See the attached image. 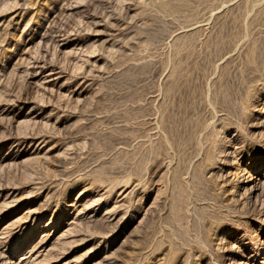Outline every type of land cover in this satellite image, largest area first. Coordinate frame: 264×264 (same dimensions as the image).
<instances>
[{
	"label": "rangeland",
	"instance_id": "374dc122",
	"mask_svg": "<svg viewBox=\"0 0 264 264\" xmlns=\"http://www.w3.org/2000/svg\"><path fill=\"white\" fill-rule=\"evenodd\" d=\"M263 170L264 0H0V253L261 264Z\"/></svg>",
	"mask_w": 264,
	"mask_h": 264
},
{
	"label": "bare ground",
	"instance_id": "6f19581e",
	"mask_svg": "<svg viewBox=\"0 0 264 264\" xmlns=\"http://www.w3.org/2000/svg\"><path fill=\"white\" fill-rule=\"evenodd\" d=\"M165 1H168V0H165ZM188 1V0H187ZM245 1V0H244ZM180 2V1H179ZM194 2H196V1H194ZM168 3H171V2H168ZM176 3V2H175ZM182 3V2H181ZM185 3V2H184ZM183 3V4H184ZM193 3V2H192ZM198 3V2H197ZM189 4V3H188ZM194 4V3H193ZM228 4H230V3H228ZM246 4V3H245ZM163 5V4H162ZM165 5V4H164ZM187 5V4H186ZM255 5V4H254ZM257 5V4H256ZM177 6H179V5H177ZM248 6V5H247ZM166 7V6H165ZM195 7V6H194ZM235 7V6H234ZM57 8V7H56ZM189 9V8H188ZM174 10V9H173ZM209 12V11H208ZM170 13V12H169ZM215 13V12H214ZM167 14V13H166ZM174 15V14H173ZM206 16V15H205ZM213 16V15H212ZM141 21V20H140ZM180 21V20H179ZM253 25V24H252ZM189 26V25H188ZM251 26V25H250ZM198 28V27H197ZM200 33V32H199ZM202 33V32H201ZM186 35H189V34H186ZM197 35H198V33H197ZM195 37V36H194ZM177 42V41H176ZM181 42V41H180ZM242 43V42H241ZM251 44V43H250ZM259 45H260V43H259ZM251 46V45H250ZM242 47H244V46H242ZM247 47V46H246ZM256 50V49H255ZM258 52V51H257ZM256 55V54H255ZM149 62V61H148ZM251 62V61H250ZM146 63V62H145ZM263 63V62H262ZM259 64V63H258ZM261 64V63H260ZM262 66V65H261ZM254 68V67H253ZM259 68V67H258ZM173 70V69H172ZM246 70V69H245ZM155 72V71H154ZM258 72H260V71H258ZM172 73V72H171ZM257 73V72H256ZM257 76H258V74H256ZM260 75V74H259ZM252 76V75H251ZM172 80V79H171ZM245 81V80H244ZM168 84V83H167ZM210 84V83H209ZM221 85V84H220ZM245 85V84H244ZM246 87V86H245ZM244 90V89H243ZM252 90V89H251ZM236 91V90H235ZM247 91V90H246ZM253 91V90H252ZM225 93V92H224ZM227 94V93H226ZM246 95L244 96V100L240 103V105H239V108L241 109V110H245L246 108H247V106H248V104H249V101L254 97V93H251V92H247V93H245ZM243 95H244V93H243ZM208 98V97H207ZM231 101V100H230ZM253 101V100H252ZM226 102V101H225ZM234 102V101H233ZM229 103V102H228ZM232 103V102H231ZM239 104V103H238ZM233 105V104H232ZM236 105V104H235ZM231 106V105H230ZM229 107V106H228ZM232 107V106H231ZM234 107V106H233ZM232 107V108H233ZM227 109V108H226ZM235 110H237L236 108H235ZM262 118V117H261ZM208 119V118H207ZM167 128V127H166ZM168 132V131H167ZM224 132V131H223ZM198 135V134H197ZM166 136V135H165ZM200 138V137H199ZM224 138V137H223ZM201 139V138H200ZM163 140V139H162ZM224 140V139H223ZM212 143V142H211ZM235 143V142H234ZM249 143V142H248ZM169 144V143H168ZM207 145V144H206ZM220 145V144H219ZM210 147H211V145H210ZM178 148V147H177ZM202 148V147H201ZM206 148V147H205ZM222 148V147H221ZM184 149V148H183ZM197 150V149H196ZM202 150V149H201ZM217 150V149H216ZM236 150V149H235ZM234 151V150H233ZM151 152V151H150ZM203 154V153H202ZM192 158V157H191ZM210 159V158H209ZM144 161V160H143ZM209 162V161H208ZM214 163V162H213ZM210 164V163H209ZM220 164V163H219ZM211 165V164H210ZM261 166V165H260ZM139 167V166H138ZM144 167H146V166H144ZM192 167V166H191ZM219 167V166H218ZM142 168V167H141ZM209 168V167H208ZM208 168H206V169H208ZM210 169V168H209ZM135 170H137V169H135ZM143 170V169H142ZM145 170V169H144ZM211 172V171H210ZM198 174V173H197ZM196 174V175H197ZM191 176L193 177V175L191 174ZM199 176V175H198ZM262 176H264V170H263V173L261 172V173H259V174H256L255 176H254V179L252 180V181H254V182H258V181H260L261 180V177ZM191 177V178H192ZM124 178V177H123ZM130 178H132V177H130ZM137 178V177H136ZM125 179V178H124ZM134 179V178H133ZM123 180V179H122ZM125 180H127V179H125ZM120 182H121V180H119ZM118 181V182H119ZM128 181V180H127ZM136 181V180H135ZM190 181V180H189ZM195 181V180H194ZM140 182H142V181H140ZM186 182H187V180H186ZM123 183V182H122ZM130 183V182H129ZM128 182H126V184H122V185H125V186H123L124 188H123V192L122 193H125V194H127V190L129 189V188H131V187H129L128 186V184H129ZM133 183V182H132ZM194 183V182H193ZM112 184H114V183H112ZM97 185V184H96ZM134 185V184H133ZM97 186H99V185H97ZM104 186V185H103ZM106 186V185H105ZM104 186V187H105ZM116 186V185H115ZM119 187V186H118ZM189 187H190V185H189ZM96 188V187H95ZM101 188V187H100ZM122 188V187H121ZM133 190V189H132ZM93 191V190H92ZM96 192V191H95ZM103 193V192H102ZM140 193V192H139ZM99 194V193H98ZM98 194H96V195H98ZM124 194V195H125ZM109 195H110V193H109ZM109 195H108V198H109ZM123 195V194H122ZM123 195V196H124ZM180 195V194H179ZM95 196V195H94ZM103 196V195H102ZM128 196V195H127ZM3 197V195L1 196L0 195V204L1 205H8V204H6V199H7V197H5V198H2ZM125 197V196H124ZM129 197V196H128ZM111 198V197H110ZM109 198V199H110ZM92 199V198H91ZM122 199V198H121ZM190 199H191V197H190ZM2 200V201H1ZM135 200V199H134ZM102 201V200H101ZM100 201V202H101ZM129 202V201H128ZM190 202V201H189ZM77 203H79V205H81V206H83V204H82V201L79 199L78 201H77ZM91 203V202H90ZM117 203V202H116ZM124 203V202H123ZM210 203V202H209ZM111 205V204H110ZM113 205V204H112ZM112 205H111V208H110V210H112V212L114 213L112 216H116V214H115V209H116V205L115 206H113L112 207ZM107 206V205H106ZM176 206V205H175ZM183 206V205H182ZM102 208V207H101ZM7 209V208H6ZM92 209V208H91ZM107 209V208H106ZM103 210V209H102ZM105 210V209H104ZM193 210V209H192ZM1 211H3V210H0V212ZM194 211V210H193ZM78 212H80V211H78ZM120 212H121V210H120ZM11 213H12V211H3V212H1L0 213V239H3V237H4V235L6 234V233H8L7 231H9V224L8 225H5V220H7L8 218H9V216L11 215ZM116 213H118V212H116ZM44 214V213H43ZM132 214V213H131ZM187 214V213H186ZM111 216V215H110ZM111 216V217H112ZM33 216L31 215V213H28V216L26 217V220L27 221H29L30 219H31V221H32V225H30L31 227L29 228V227H27V226H24L23 224H19L18 226H17V229H18V233H20L19 234V237L20 236H22V235H24V234H26L27 232H30L31 231V229L34 227V226H36V225H40L41 223H42V220H43V216L39 213L35 218H32ZM92 217H93V219L95 218V219H98V218H104L103 217V215H102V213H101V210H97V209H93V215H92ZM118 217V216H117ZM113 218V217H112ZM33 219V220H32ZM92 219V218H91ZM92 219V220H93ZM134 219V218H133ZM44 221V220H43ZM65 221V220H64ZM112 221V220H111ZM108 223H109V221H108ZM66 224V223H65ZM69 225V224H68ZM50 226H52V230L51 231H48L47 230V228L48 227H50ZM111 226H112V224H111ZM14 227V226H13ZM43 227L45 228V230H43V232H44V234H43V238H44V240H43V243L41 244V246H40V248L39 249H37L36 250V248H35V246H32L31 247V249L29 250V251H27V253L26 254H21V255H16L15 253H13V252H7L6 250H2V252L0 253V264H37L38 263V261H40L42 258H44L45 256H46V254H48L49 252H50V250H52L53 248H55V247H57L61 242H62V235H63V233H62V231H61V233H59V227H58V225H57V222L56 223H52L50 220L48 221V222H46V223H44V225H43ZM67 228V227H66ZM200 228V227H199ZM191 230V229H190ZM13 233V232H12ZM190 233V232H189ZM183 234V233H182ZM29 235V234H28ZM41 235V234H40ZM170 235V234H169ZM179 235V234H178ZM192 235V234H191ZM244 235V234H243ZM27 236V235H26ZM25 236V237H26ZM6 237V236H5ZM42 238V239H43ZM102 238H106V237H102ZM181 238V237H180ZM193 238V237H192ZM70 240V239H69ZM101 240V239H100ZM198 240V239H197ZM98 241V240H97ZM195 241V240H194ZM201 241V240H200ZM2 242V241H1ZM159 242V241H158ZM188 242V241H187ZM187 242L186 243H184V244H187ZM199 242V241H198ZM38 243V242H37ZM201 243V242H200ZM199 243V244H200ZM108 244V243H107ZM161 244V243H160ZM197 244V243H196ZM3 245V244H2ZM31 245V244H30ZM38 245V244H37ZM39 245H40V243H39ZM150 245V244H149ZM188 245L190 246V245H192V241L190 240L189 242H188ZM198 245V244H197ZM218 245V244H217ZM239 246V245H238ZM39 247V246H38ZM61 247V246H60ZM152 247H154V246H152ZM184 247V246H183ZM208 247V246H207ZM200 248V247H199ZM229 248V247H228ZM107 249V248H106ZM150 249V248H149ZM159 249V248H158ZM169 249V248H168ZM167 249V250H168ZM179 249H182V248H179ZM188 249H192V246L189 248L188 247ZM102 250V249H101ZM104 250V249H103ZM144 250V249H143ZM151 250V249H150ZM172 250V249H171ZM170 250V251H171ZM139 251V250H138ZM156 251V250H155ZM163 251H165V250H163ZM187 251V250H186ZM192 251V250H191ZM209 251V250H208ZM70 253V252H69ZM142 253H144V252H142ZM163 253V252H162ZM173 253H174V251H173ZM179 253V252H178ZM60 254V253H59ZM103 254V253H102ZM176 254V253H175ZM55 255H56V253H55ZM61 255H63V254H61ZM100 255V254H99ZM105 255V254H104ZM107 255V254H106ZM145 255V254H144ZM184 255V254H183ZM146 256H147V254H146ZM194 256H195V254H194ZM49 257V256H48ZM67 257H68V254L66 253V254H64L61 258H59L60 260H63V259H67ZM139 257V256H138ZM182 256L180 255V258H179V256L177 255V256H175L174 255V259H173V262H175V264H189L190 262H191V260H192V253L191 252H188L187 254H186V256L182 259L181 258ZM55 258H56V256H55ZM107 258V257H106ZM141 258V257H140ZM140 258H139V260H140ZM195 258V257H194ZM68 259H69V257H68ZM168 259H170V258H168ZM70 260V259H69ZM148 260V259H147ZM146 260V261H147ZM239 260V259H238ZM64 261V260H63ZM141 261V260H140ZM177 261V262H176ZM41 262V261H40ZM103 262V261H102ZM238 262V261H237ZM240 262V261H239ZM71 263V262H70ZM76 263V262H75ZM144 263V262H143ZM242 263H244V264H248V262L247 263H245V262H243V261H241L240 262V264H242ZM72 264V263H71ZM158 264V263H157ZM261 264H264V260L263 261H261Z\"/></svg>",
	"mask_w": 264,
	"mask_h": 264
}]
</instances>
